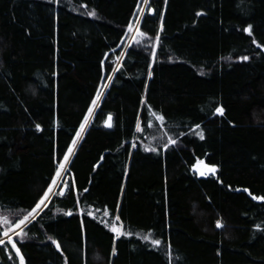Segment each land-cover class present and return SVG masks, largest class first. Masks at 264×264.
<instances>
[{
	"label": "trees",
	"instance_id": "1",
	"mask_svg": "<svg viewBox=\"0 0 264 264\" xmlns=\"http://www.w3.org/2000/svg\"><path fill=\"white\" fill-rule=\"evenodd\" d=\"M144 2L0 0V212L12 222L51 187L103 92L63 195L16 247L25 264H264V0H148L125 48ZM3 241L0 264H19Z\"/></svg>",
	"mask_w": 264,
	"mask_h": 264
},
{
	"label": "snow or ice",
	"instance_id": "2",
	"mask_svg": "<svg viewBox=\"0 0 264 264\" xmlns=\"http://www.w3.org/2000/svg\"><path fill=\"white\" fill-rule=\"evenodd\" d=\"M145 3H147V0H145ZM142 12H143V10H142ZM89 15H93L94 16L95 15V12L94 11L93 12H90ZM139 22H140V20H139V18H137V23H139ZM131 28H132V25H129V30H131ZM161 29H162V26H161ZM249 31H250V28H249ZM142 35H145V34H142ZM156 42L157 43L159 42V36L156 37ZM137 43H139V41H137ZM153 55H155V53H153ZM242 59H245L246 60L248 58L247 57H243ZM103 87H107V85L105 84V85H103ZM102 95H103L102 92H98L97 93L96 99L93 100V102H92L93 108H95V106L97 104V101H99L101 99ZM216 112L222 115L223 114V109L222 108H217L216 109ZM91 114H92V108L89 109V115H91ZM152 115L155 116L157 120L163 121V119H164L163 116L157 115L156 113H152ZM88 122H89L88 121V117H85L84 123L81 124L80 132H83L85 130V126L88 124ZM105 125L107 127H109V128H111L113 126L112 125V116L111 115L108 116V119L105 121ZM149 127H151V125H149ZM137 130L138 131L141 130L139 123L137 124ZM200 135H201V138H203V134L201 133ZM77 137L78 138L80 137V133H77ZM171 142L173 144L175 143V141H171ZM75 144H76V141L74 140L73 141V146H75ZM148 150L155 151V149H148ZM71 153H72V149L69 148L68 154H65V156H64L65 163L68 162L69 155ZM202 164H203L202 161H198V165H197V169H196L197 171H199L200 175L203 176V175L208 174V172H213V173L215 172L216 169L214 167H208V166H204L207 169V171H201L200 168H199V166L202 165ZM59 168L61 170H63L65 168V164L64 163L60 164ZM60 174L61 173L58 170L57 171V177H59ZM52 183H53V185H55L56 184V180H53ZM52 191H53L52 190V187H49V189L44 193V196L40 199V201L37 203L36 207L32 210V212L28 213V215L24 216V218L21 219L18 224H16V227L17 228H21V226H23L27 222H29V218L33 216V214L36 212V210L37 209H40L41 205H45V201L48 200L49 194L52 193ZM56 194L57 195H63V191H61L60 193H56ZM258 199H264V197H260ZM69 214H71V213H69ZM88 214L89 215H92V213H88ZM105 215H108V213L106 212ZM115 219L117 221H119L120 217L119 216H116ZM217 227H222V225L220 224L219 221L217 222ZM122 229H123V225H121L119 229L117 227H115V225L112 226V231L113 232H118L120 235H130V233L123 232ZM7 234L8 233L6 232L5 235H7ZM18 235H19V233H18ZM143 238L145 240L150 239V234L147 235V236H145V237H143ZM3 243H4V241L3 240H0V244H3ZM151 243L153 245L158 246V245H160L161 241H159V240H152ZM12 246L14 248H16L17 253H19V248L16 247V243L15 242L12 243ZM56 246H57V248H59V243L58 242H57V245ZM20 264H24V260H23V256L22 255L20 256Z\"/></svg>",
	"mask_w": 264,
	"mask_h": 264
},
{
	"label": "rangeland",
	"instance_id": "3",
	"mask_svg": "<svg viewBox=\"0 0 264 264\" xmlns=\"http://www.w3.org/2000/svg\"><path fill=\"white\" fill-rule=\"evenodd\" d=\"M147 3H148V0H147ZM147 3L144 2L143 6H142V9H141V12H140V15H139V20L141 19V16L142 14L145 12L146 8H147ZM143 10V12H142ZM138 26H139V23L136 22V24L133 26V30L131 32V34L129 35L127 41H126V46L125 48H128L129 46H131L133 43H134V35L135 33L137 34L136 30L138 29ZM103 93V92H102ZM103 96V95H102ZM102 98V97H101ZM101 100V99H100ZM99 100V101H100ZM99 101H97V104L95 106V108L92 109V114L89 115L88 117V124L85 126V130L87 129L90 121H91V118L99 104ZM138 123L140 125V129H141V120L140 118L138 119ZM137 123V124H138ZM80 133V137L77 139V142L75 144V146L72 148V153L69 155V160L68 162L65 163V161H63V163L65 164V168L63 170H61L60 168L58 169L60 171V176L57 177V175L55 176V179L56 180V184L55 185H51L52 187V193L49 194V198L48 200L45 201V205L47 204V202L50 200V198L59 191V189L62 187V185L64 184V179H65V173H66V169L68 167V164H69V161H70V158L71 156L73 155V152L75 151V148H76V145L78 144V142L80 141L81 137L83 136L84 132ZM45 205H41L40 209H37L36 212L33 214L32 217L29 218V222L45 207ZM20 220L16 221V222H12L11 219H9V217H7L6 215H3V213L0 212V226H4L6 228V230H4L3 232V239L2 240H6L8 241L11 245L12 243L14 242V234H18V233H21L23 228L29 223L27 222L25 225L21 226V228H17L16 227V224L19 223ZM118 228V227H117ZM8 233L7 235H5V233ZM13 247V246H12ZM14 248V247H13ZM15 252L17 253L16 251V248H14ZM18 256H19V261H20V252L17 253ZM20 264V263H19ZM25 264V263H24Z\"/></svg>",
	"mask_w": 264,
	"mask_h": 264
},
{
	"label": "water",
	"instance_id": "4",
	"mask_svg": "<svg viewBox=\"0 0 264 264\" xmlns=\"http://www.w3.org/2000/svg\"><path fill=\"white\" fill-rule=\"evenodd\" d=\"M109 116V115H108ZM112 116V115H111ZM107 119H108V117H107ZM106 119V120H107ZM112 122H113V116H112ZM106 126V125H105ZM107 127V126H106ZM109 128V127H108ZM203 162V161H202ZM197 165H198V162L195 164V169H197ZM204 166H208V167H211V166H209V165H207L205 162H203V164L202 165H200L199 166V168H200V170L201 171H207V169L204 167ZM199 172V171H198ZM211 172H208V174H210Z\"/></svg>",
	"mask_w": 264,
	"mask_h": 264
}]
</instances>
